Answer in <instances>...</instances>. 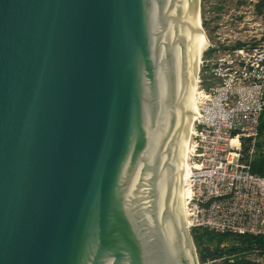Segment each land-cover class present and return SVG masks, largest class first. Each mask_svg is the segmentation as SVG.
<instances>
[{
    "label": "water",
    "instance_id": "95a60500",
    "mask_svg": "<svg viewBox=\"0 0 264 264\" xmlns=\"http://www.w3.org/2000/svg\"><path fill=\"white\" fill-rule=\"evenodd\" d=\"M202 31L201 0H0V264H199Z\"/></svg>",
    "mask_w": 264,
    "mask_h": 264
},
{
    "label": "built area",
    "instance_id": "2783aa9c",
    "mask_svg": "<svg viewBox=\"0 0 264 264\" xmlns=\"http://www.w3.org/2000/svg\"><path fill=\"white\" fill-rule=\"evenodd\" d=\"M263 38L249 47L226 43L213 67H209L213 59L201 60L184 179L189 189L185 218L191 233L201 227L215 234L264 237V176L252 172L246 160L255 151L264 113ZM202 64L208 68L200 74ZM203 73L209 77L207 84ZM243 260L264 264V246L236 243L233 250L198 255L199 264Z\"/></svg>",
    "mask_w": 264,
    "mask_h": 264
},
{
    "label": "rangeland",
    "instance_id": "374dc122",
    "mask_svg": "<svg viewBox=\"0 0 264 264\" xmlns=\"http://www.w3.org/2000/svg\"><path fill=\"white\" fill-rule=\"evenodd\" d=\"M258 1L259 0H201L202 24L210 43L206 49L202 51L201 57L203 56L202 60H205L207 57L208 59H213L209 67H213V61L224 54V48L227 46L226 43L233 45L237 41H242L249 47L253 43L255 44L259 36H262V38L264 37V18L257 13L255 8V4ZM209 49H212V51H209ZM207 50L208 52L205 54L204 52ZM206 68L208 67L202 64L200 74ZM197 229L201 231L207 230L201 227L195 228L194 230ZM234 236L235 235H230L227 239L228 247H232L236 244L237 237ZM201 249L202 247L200 250Z\"/></svg>",
    "mask_w": 264,
    "mask_h": 264
},
{
    "label": "trees",
    "instance_id": "16d2710c",
    "mask_svg": "<svg viewBox=\"0 0 264 264\" xmlns=\"http://www.w3.org/2000/svg\"><path fill=\"white\" fill-rule=\"evenodd\" d=\"M255 8L257 10V13L262 15V17L264 18V0H259L255 4ZM245 44L246 43H243L242 41H237L234 46L241 47V46H244ZM209 51H212V49H209ZM206 52H208V50L205 51L204 53L206 54ZM202 77L204 79L203 81L205 82V84H207L208 83L207 80L209 77L205 75L204 73ZM249 147L250 146L248 143L244 144L245 153L249 151ZM246 160L249 161L252 172L264 176V113L261 118V123L259 127V135L255 143V151L252 157L248 155ZM192 236L194 237L196 244L199 245V248L202 247V249L200 250V257H203V258L208 255H217V254H220V253H223L229 250H233L236 248V244L233 245L232 247L227 246V239L230 237V235L228 234H215L207 230L201 231L197 229V230L192 231ZM234 237H237V242H236L237 244L239 243V244H246L248 246H252L253 244L257 243L258 245L264 246V237L262 236L254 237V236L241 235V236H234ZM212 240L215 242L214 250L213 252L208 253L205 246H209V242ZM239 264H256V263L249 261V260H243V261H240Z\"/></svg>",
    "mask_w": 264,
    "mask_h": 264
},
{
    "label": "bare ground",
    "instance_id": "6f19581e",
    "mask_svg": "<svg viewBox=\"0 0 264 264\" xmlns=\"http://www.w3.org/2000/svg\"><path fill=\"white\" fill-rule=\"evenodd\" d=\"M202 20V19H201ZM200 35L204 41V43L206 45L210 44L209 43V39L208 37L206 36L205 32L202 31L200 32ZM207 47V46H206ZM206 47H201L200 48V51H199V55H198V60H197V67H196V77H195V96H194V101L196 102V93H197V72H198V68L201 64V60H202V51H204L206 49ZM195 108H196V104H195V107H194V110L192 112V117H191V126H192V123H193V119H194V115H195ZM191 131V129H190ZM189 139H190V132H189V135H188V142H189ZM188 145V143H187ZM187 148H186V154H185V164H184V172H183V185H182V198H183V209H184V213H185V199L186 197L189 195V189L186 187V184L184 182V179H185V175H186V169H187ZM186 215V214H185ZM188 222V220H186Z\"/></svg>",
    "mask_w": 264,
    "mask_h": 264
},
{
    "label": "flooded vegetation",
    "instance_id": "af4514ba",
    "mask_svg": "<svg viewBox=\"0 0 264 264\" xmlns=\"http://www.w3.org/2000/svg\"><path fill=\"white\" fill-rule=\"evenodd\" d=\"M208 45H209V44H208ZM192 237H193V236H192ZM217 237H219V236H217ZM193 241H194V244H195V246H196L197 255H200V248H199V245H198V247H197V244H196V241H195L194 237H193ZM205 245H207V244H205ZM209 246L211 247V250H210V252H208V253H211V252H213V250H214L215 242H214L213 240L210 241V242H209Z\"/></svg>",
    "mask_w": 264,
    "mask_h": 264
}]
</instances>
